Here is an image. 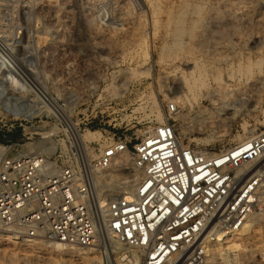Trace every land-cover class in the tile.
Listing matches in <instances>:
<instances>
[{
    "label": "rangeland",
    "instance_id": "374dc122",
    "mask_svg": "<svg viewBox=\"0 0 264 264\" xmlns=\"http://www.w3.org/2000/svg\"><path fill=\"white\" fill-rule=\"evenodd\" d=\"M190 70L205 83L191 85L198 96L191 105L180 97L188 94L180 77L190 79ZM217 76L229 93L213 102ZM169 100L178 105L181 144L206 154L264 131V0H0L1 154L50 134L57 163L76 167L91 161L97 145L75 147L61 109L79 132L103 139L123 131L131 146ZM201 107L216 116L205 119L208 126ZM128 167L107 172L115 193L133 172ZM9 235L0 231V249L24 253L35 242L46 247L38 252L44 258L68 257L40 237ZM88 256L104 260L97 248ZM225 256L226 264H264L263 210Z\"/></svg>",
    "mask_w": 264,
    "mask_h": 264
},
{
    "label": "built area",
    "instance_id": "2783aa9c",
    "mask_svg": "<svg viewBox=\"0 0 264 264\" xmlns=\"http://www.w3.org/2000/svg\"><path fill=\"white\" fill-rule=\"evenodd\" d=\"M178 115L177 102L169 100L161 119L131 146L132 136L113 131L89 141L97 145L94 157L76 167L58 164L48 146L0 154V231L88 253L97 248L100 264H114L107 234L124 246L126 264H205L209 241L234 236L260 206L264 131L206 154L179 142ZM125 151V169L139 176L115 193L104 180ZM61 264L81 262L71 257Z\"/></svg>",
    "mask_w": 264,
    "mask_h": 264
},
{
    "label": "bare ground",
    "instance_id": "6f19581e",
    "mask_svg": "<svg viewBox=\"0 0 264 264\" xmlns=\"http://www.w3.org/2000/svg\"><path fill=\"white\" fill-rule=\"evenodd\" d=\"M189 74H190V79L187 77H185V78L180 77V79H182L184 85L186 86L187 92H188V94L187 93H181L180 97H182V103L191 105L192 101L193 102L196 101L197 97H198L197 94L194 93L195 90L194 91L192 90L191 85L192 84L196 85L195 83H197V82H199V83L201 82V85H204L205 83L203 84L202 80L198 81L199 79L195 77L192 70H190ZM214 80H215V83L218 84L220 87L218 89H215L213 92L211 91L209 93V96L213 102H215L218 99L217 96L222 95V93H223V91H225V88L227 85L226 82H224L220 76L215 77ZM194 88H195V86H194ZM225 93H229V92H225ZM225 93H223L222 96H224ZM40 104H43L44 107L48 111H51L50 107L48 106V104L46 102H44V100H40ZM218 108L220 110H224V107L221 108V106H220ZM200 110L202 111V119H200V120L202 123H204L203 125L208 126L209 122L206 121L205 119L208 117H214L215 118L216 116H213L211 114V112L207 111L206 108H204V107H201ZM25 115H28V114H25ZM59 116H61V119H64L66 121V123L70 126V127L69 126L68 127L71 129L70 131L72 132V134H71L72 142L75 145V147L79 148L80 150L81 149L85 150V148L87 146V142L92 141V140L96 141L99 139L98 137L95 136V133H96L95 130L94 131L87 130L85 132H79L77 130V128L75 127V123H73L69 119V114H67V112H65L63 109L60 110ZM156 116H157L158 120L161 119V113L157 112ZM49 135H47V136L43 135L41 139H38L35 141L34 140L30 141L29 143H27V148L29 150H34L36 153H38L41 151V149L43 147L48 146V152H50V153L54 152L56 149L57 141H54L53 139H51L49 137ZM176 135H177L179 142L181 143V141L183 140V137L180 136L178 129H176ZM252 136H250V137H252ZM250 137L245 136L244 139L243 138L240 139V142L245 141ZM72 147H74V146H72ZM1 152H3V151H1V147H0V154H1ZM203 153H205V152H203ZM212 154H215V153H212ZM129 163H130V155H129V153H127L125 151V152L121 153L120 155L116 156V158L112 164H117L118 166H120L123 164H129ZM131 170L133 172L131 174L127 175V178H128L126 180L127 186H130L135 181V179L139 176V172L137 170H135L133 168ZM97 180H99V176L96 177V181ZM259 205H260L259 208L255 211H253V213L247 218L246 222L235 233L234 236H232L231 238H227V239H221L220 240L219 238H217V239H212L209 241V244L207 246V256H206V263L205 264H226L227 263V262H225L226 261V256H225L226 251L229 249H233V248L238 247V245L241 244V241L244 240L246 237H248V231H249L250 226L252 224V216L260 213L261 210L264 211V187L260 191ZM103 211H104V209L102 208L101 209V215H104ZM9 236L13 237V235H9ZM107 237L109 239L110 247L112 249L111 255L112 256L114 255L111 258L113 263L114 264H126V263H124L123 258L121 257V253H120V250L124 249V246L120 245L118 242H116L111 237L110 234H107ZM22 239H24V238H22ZM26 239H29V238H26ZM42 240H44V239H42ZM45 241L51 248L60 251L63 255H67L68 257L65 259H63V258L62 259H49V256H47V257L45 256V258H44V257H42V255H39L38 252L46 249V247H43V244H41V243H38V246H37V244L35 242L34 243L31 242V243H29V245L32 246L33 250H31V251L28 250L29 253H27L28 251L26 249L25 250L27 252H24V253L23 252L22 253L13 252L14 250L10 251L9 249L8 250L0 249V264H15V263H19V262L20 263L22 262V264H56L57 261H58V263L66 262L71 257L72 258L73 257L78 258V259H80L81 263L87 264L93 259L92 256L90 257L87 255L88 251H84V250H82V248H80L78 246H68V245H64L63 243L58 242V241L44 240V242ZM22 249H23V247H22ZM94 249L95 248H91V250H94ZM100 257L96 256V259L92 260V261H95L96 263H101L102 258L100 259Z\"/></svg>",
    "mask_w": 264,
    "mask_h": 264
}]
</instances>
